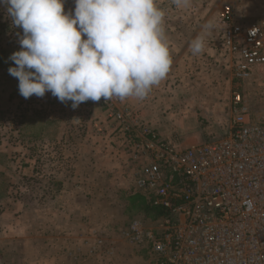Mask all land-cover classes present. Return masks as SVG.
I'll return each instance as SVG.
<instances>
[{
	"label": "built area",
	"instance_id": "1",
	"mask_svg": "<svg viewBox=\"0 0 264 264\" xmlns=\"http://www.w3.org/2000/svg\"><path fill=\"white\" fill-rule=\"evenodd\" d=\"M215 27L235 83L224 132L192 144L170 141L138 111L103 103L121 152L135 162L134 190L161 211L149 222L136 217L121 231L147 251L150 264H264V115L252 117L238 90L264 67V22L236 23L225 5ZM93 127L103 132L101 123Z\"/></svg>",
	"mask_w": 264,
	"mask_h": 264
},
{
	"label": "rangeland",
	"instance_id": "2",
	"mask_svg": "<svg viewBox=\"0 0 264 264\" xmlns=\"http://www.w3.org/2000/svg\"><path fill=\"white\" fill-rule=\"evenodd\" d=\"M157 3L165 11V19L176 16L172 0H157ZM225 5L230 7L236 23L257 25L264 22V0H192L191 7L196 10V13L194 11L195 14L192 16L182 13V18H186L187 21L198 19L202 22L200 27L202 35L207 45H210L207 51L212 47L216 51V53L214 51V56L218 59L211 61L213 63L211 65L213 69L219 70V80H217L221 89L219 96L225 97L221 100L222 103L181 104L184 115L194 113V118H187L183 127L198 126L194 134H190L192 137L187 139L188 144L195 141L194 137L199 134V127L209 130L218 128L220 132L228 128L229 103H223V101H226L229 95L230 83L232 82V86L235 83L230 80L229 58L218 44L219 35L215 27L217 14ZM64 7L66 12L74 10V0H65ZM209 21L213 23V27L207 30L204 26ZM18 33L22 35V29L13 25L7 14L6 6L0 5V148L5 147L10 151L6 157L0 156V164L9 166L12 174L8 182L10 196L25 202L27 213L33 218L32 226L34 227V215L39 210L45 208L51 213L54 206L52 205L53 198L62 195L63 191L67 190L65 188L67 185L76 188L77 179L79 180L85 164V156L89 150L94 152L99 148L105 150L107 156L102 158L104 159L103 169L108 173L107 179H116L117 156L113 157L112 154L114 150L121 152V141L119 134L115 131L108 133L115 129V123L110 119L104 122L100 119L104 117L103 112H105L103 103L122 102L115 97L108 101L101 98L98 102L89 100L81 103L73 109L71 101L61 103L50 92L42 98L36 96L23 98L19 94L18 79L8 72L9 67L15 66L8 59L9 56L14 51L20 50ZM210 57H206L208 61L212 59ZM238 90L244 96L252 117L263 116L264 67H258L253 77L238 86ZM36 118L41 119L45 124H41ZM94 122L101 123L102 133L108 135L107 139L102 133H97L93 127ZM174 132L175 137L178 138L180 135L177 134V130ZM190 135L180 136L179 140L184 141L185 136ZM92 164L99 165L100 162ZM3 179L4 177L0 175V185L3 184ZM113 185L110 184L107 188L101 189L104 190L102 195L105 196L107 202L100 204L97 201L96 204L91 205L92 211L89 217L83 214L84 198L79 192L71 194L76 195L73 202L64 205L65 207L60 206L62 203H59L57 207L66 208V212H69V225H74L76 228L83 224L90 228L99 229L101 227L100 233L95 230L92 233L93 236L91 235L92 242L89 245L90 247L96 246V250L88 254V264H102L97 255L103 254L96 242L99 238L103 240V249L106 247L111 249L110 253L104 250V253L109 254L104 264H150L151 260L147 251L123 239L121 231L136 217H144L147 222L151 219L144 215L140 201L135 195L124 199V196L122 198V194ZM95 190L97 192L92 190V194H87L92 202L94 199H99L98 185ZM3 211L4 207L0 205V214ZM3 257L5 260L4 255Z\"/></svg>",
	"mask_w": 264,
	"mask_h": 264
},
{
	"label": "clouds",
	"instance_id": "3",
	"mask_svg": "<svg viewBox=\"0 0 264 264\" xmlns=\"http://www.w3.org/2000/svg\"><path fill=\"white\" fill-rule=\"evenodd\" d=\"M177 8L192 0H172ZM0 0L18 33L20 50L8 68L28 99L51 93L76 109L89 100L145 99L171 68L165 11L157 0ZM209 21L204 28L210 30ZM193 55L205 37L190 42Z\"/></svg>",
	"mask_w": 264,
	"mask_h": 264
},
{
	"label": "crops",
	"instance_id": "4",
	"mask_svg": "<svg viewBox=\"0 0 264 264\" xmlns=\"http://www.w3.org/2000/svg\"><path fill=\"white\" fill-rule=\"evenodd\" d=\"M173 8L176 16L165 19L167 42L170 45L172 58V65L167 77L158 86H154L145 99L128 98L120 101L130 109L138 111L143 123L148 128L167 140L177 142L180 141V136L194 134L193 132L198 128V126L183 127L187 118H194V113L184 115L182 113L184 111L181 109L182 103H222L221 100L225 97L219 96L221 91L217 81L219 80V70L213 69L211 65L213 64L211 61L218 60L217 56H214L215 50L211 47L207 51L210 45L208 46L205 41V49L201 54L193 55L191 52L190 42L203 33L200 29L202 22H199L198 19H188L187 21L186 18H182V13L192 16L196 10L193 7L177 8L175 5ZM207 56H211L212 59L208 61ZM206 59L207 63L205 64ZM230 80L233 81L231 74ZM230 84L227 100L223 101L229 105L232 92L235 89V85L232 86V82ZM103 108L105 112H103L104 117L100 119L103 120L102 122L108 116V106L103 105ZM36 119L41 124L44 123L41 119ZM199 129V134L195 135V141L192 143L201 141L210 131H212L211 133H220L218 128L209 130L199 127ZM176 130L180 135L178 138L174 134ZM114 131L118 134L116 128L108 133ZM107 136L103 134L106 139ZM190 137L192 136H185L184 141H180V143L188 144L187 139ZM9 152L5 147L0 148V156L6 157ZM104 152L103 148H99L95 152L89 150L85 156L86 160L79 180L77 179L76 188L65 186L67 190H64L62 195L53 198L52 205L54 206L51 213L45 208L39 210L34 215V227L32 226L33 218L28 215L25 202L10 196L8 182H10L9 177L12 174L9 166L0 164V175L4 177L3 184L0 185V205L4 207V211L0 214V264H88L87 257L88 254H91L88 253L89 244L92 242L90 238L93 236V231L97 230L96 232L100 233L101 227L96 229L83 224L76 228L74 225H69V212H66V208L61 209L57 205L62 203L60 206L65 207L64 205L70 204L76 197L71 194L79 192L80 196L84 198L83 214L89 217L92 211L91 205L96 204L97 201L100 204L107 202L105 196L102 195L104 190L101 189L107 188L110 184L116 186L124 199L131 195L140 196V200L141 198L145 199L144 195L136 192L133 188L134 171L131 167H134L135 162H132L127 155L114 150L112 156H117L118 163L116 179H107L108 173L103 169L104 165L102 164L104 162L102 158L107 156V153ZM97 161L102 165L92 164ZM75 177L77 176L75 175ZM97 185L99 199H94L92 202L87 194H92V190L97 192L95 190ZM34 234L35 238L33 239ZM103 245L104 243L100 245L103 254H97L102 264L108 260V253L111 252V249H107V247L103 249ZM104 250H108V253H104Z\"/></svg>",
	"mask_w": 264,
	"mask_h": 264
},
{
	"label": "trees",
	"instance_id": "5",
	"mask_svg": "<svg viewBox=\"0 0 264 264\" xmlns=\"http://www.w3.org/2000/svg\"><path fill=\"white\" fill-rule=\"evenodd\" d=\"M138 197L140 198V196H136V198L138 199V201H140L141 207L143 208L142 210L144 211V215L147 216L149 219L152 220L161 213L159 209L150 206L145 199L141 198L140 200Z\"/></svg>",
	"mask_w": 264,
	"mask_h": 264
}]
</instances>
